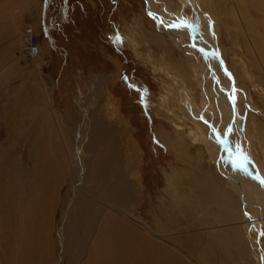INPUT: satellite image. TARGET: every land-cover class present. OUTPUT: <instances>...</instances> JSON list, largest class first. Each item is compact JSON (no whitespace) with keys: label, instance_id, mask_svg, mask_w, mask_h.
<instances>
[{"label":"rangeland","instance_id":"rangeland-1","mask_svg":"<svg viewBox=\"0 0 264 264\" xmlns=\"http://www.w3.org/2000/svg\"><path fill=\"white\" fill-rule=\"evenodd\" d=\"M3 1L5 5L1 7H5L0 10V152L9 158L14 171L22 176L32 174L33 162L25 139L35 128L40 101L38 88L45 86L53 110L67 127L74 128L82 125L84 117L80 107L87 108V100L91 98L88 90L91 77L103 76V96L99 101L110 100L116 105L121 126L118 139L124 141L127 137L135 151L137 186L135 200L128 210L137 222L124 220L120 211H111L116 217L108 210L99 211V226L97 222L94 237L78 242L77 226L81 216L80 210L73 215L70 213L71 202L67 198L74 197L69 188L73 176L67 172L63 185L53 188V197L59 202L51 207L49 214L47 210L43 213L47 219L38 214L35 221L27 223L21 237L8 238V233L2 230L0 264H261L260 253L254 258L251 251L256 243L264 252V225L250 234L253 246L241 249L230 230L237 225L234 221L224 223L215 217L211 223L207 208L202 207L200 211L192 208L189 214L182 207L184 204L181 205L182 193L194 202L197 198L201 202L205 199L198 182L205 184L208 176L217 178L220 187H225L218 180L214 163L220 153L217 137L206 122L193 119L183 103L187 99L201 111L211 110L209 119L214 126L220 125L216 106L204 104L195 72L194 59L198 58L204 68L202 79L213 84L204 54L191 51L186 37L182 41L187 51L184 52L183 46L180 48L174 39L161 33L155 20L145 12L144 3L149 9L150 0H41L37 12L30 11L28 4H19V0ZM160 1L170 13L189 22L195 23L197 19L203 22L208 15L210 42L218 49L214 52H220L228 69L227 81L232 79L235 86L238 109H233L231 126L234 127L237 119L235 128L240 135H234V148L240 146L237 140L240 137L241 149L251 154L264 173V57L256 45V51L252 49L251 42L255 44L256 38L264 42V0H201L200 6L197 0ZM32 28L33 33H28ZM189 53L194 58L187 55ZM35 63L39 65L38 71L33 68ZM163 63L189 93L184 92L180 82L176 84L171 77L153 69H166ZM26 79L32 83L22 88ZM161 102L169 111L166 113L169 119L162 116L163 110L157 107ZM13 117L20 129H24L21 122L27 128L21 137L13 133ZM161 131L168 139L166 145L159 138ZM66 136L64 140L70 151L73 143ZM64 149L62 146L58 150L64 154ZM229 162L233 175L241 177L244 172L236 166L238 162ZM55 173H59L58 168ZM238 183L243 209L238 226L244 231V223L250 226L261 223L263 211L258 207L263 199L259 201L256 193L244 183ZM245 198L251 205L245 204ZM208 207L218 208L212 202ZM16 208L17 205L12 204L10 228L17 225ZM141 224L147 225L154 236H145ZM66 225L72 231L70 234ZM160 225L164 229L161 239L156 238ZM209 234L220 237L224 248L219 250L220 244ZM183 248L192 254L193 261L186 258L188 252H179Z\"/></svg>","mask_w":264,"mask_h":264},{"label":"bare ground","instance_id":"bare-ground-1","mask_svg":"<svg viewBox=\"0 0 264 264\" xmlns=\"http://www.w3.org/2000/svg\"><path fill=\"white\" fill-rule=\"evenodd\" d=\"M20 3L28 4L27 6L31 11L37 12L41 0H19V4ZM196 3L200 6L201 0H197ZM144 4L146 6V14L150 15L151 13L150 17L155 20L156 25L158 26L157 28L161 33H164L166 36H168L169 33H174V30L176 29L182 30L183 34L180 35L179 38L183 37L184 33H187L189 37H191V41H194V43L189 46L190 50H198L204 54V61L211 74L210 76L213 80V84H210V81H207L204 78L202 79L204 76V68L199 63L198 58H195V72L199 78L198 84L203 93L204 104L206 106H209L211 103L214 104L217 108L218 116L220 117L221 121L219 126H214L212 121L209 119L211 110L206 112L204 110L201 111V108L198 109L195 106H192V104L187 99L183 101V103H185V109L191 115V117L193 119H200L202 122H206L208 127H210L212 132L217 137V149L220 153L219 157L214 160V163H216V172L219 173V175H217L218 180L222 181L225 184V187L223 185L221 188L219 185L220 183H217V178L215 179L213 176L211 178L209 176L206 177L207 179H205V184H202V182L198 180L199 182H197L199 183V190L203 189L201 193L203 196H205V199H203L201 202L200 199L197 198L196 202H194L193 199L191 200L187 198L185 194L182 193L183 201L181 205H185H182V207L188 211L189 214L192 213V208L193 211H200L202 207L203 209L207 208V212H209L208 216L212 217V219H210L211 223H214L216 218L223 220L224 223H232L231 221H234L237 225H235L236 227L233 229L231 228L230 230H233L232 232L234 239L237 242L236 244L239 245L241 249H246L247 246L252 247L253 244L250 242L252 241L250 234L252 231L257 230L258 228L260 229V226L264 225V186H262L257 179V177L264 178V173L260 167L256 166L251 154L241 149L240 137L237 139L240 146L234 148V135L236 137L240 135L237 127L235 128V126H237V119H235L234 127L231 126L233 122V109H238L234 92L235 86L233 85L232 79L227 81L229 74L228 69L223 64L220 52H214V50L218 49H216L210 42L207 26L209 22L207 18L208 15L205 14L207 16L203 21L204 23L200 22L199 19L193 23L187 21L180 15L170 13L160 0H150L148 4L149 9H147V3L145 2ZM239 5L240 4L238 3V6ZM196 14H199L198 11H196ZM185 22L189 25V27H170L172 24H180ZM234 24H238V22H235ZM33 31L34 28H32L28 33H33ZM259 41L258 38L254 40L255 44L253 41H251L253 44L252 49L255 50L257 47L259 49L258 51L260 55L264 57V42L262 40ZM184 52L187 51L184 49ZM187 55L194 58L193 54L191 53ZM163 64H165L164 67L166 69H158L156 67L153 69L155 71L162 72L165 76L171 77L176 84L177 82L181 83V80H179L178 77L171 74L172 70L167 67V64ZM33 68L38 71L39 65L35 63ZM229 77L231 76L229 75ZM91 78L92 79L90 80V85L88 87V90L91 91V98H88L87 100V108L80 107V112L84 117L82 125L75 126L74 128L67 127L65 125L62 117L51 107V102L48 98L45 86L41 87L39 85L40 87L38 88V94L40 96V101L37 103L38 113L35 120L33 119L35 121V128L32 131L31 136L25 139L30 147L28 153L33 162L32 174L22 176V174L18 173L17 170L14 171L12 166L9 164V158L7 159L6 155L0 152V233L2 230L6 231L8 233V238L23 236L26 231V225L30 220L35 221L37 219V215L43 214L46 210L48 211V214L52 211L51 207H53V205L55 206L59 202L58 198L53 197V188L65 182L64 174L67 172H71L73 176L69 188H71L74 197L67 198L65 196V198L71 202L70 213L73 215L74 213L79 212V210L81 212V214L79 212L81 218L77 226L78 242L85 239L90 241V239L94 237L96 234L94 229L97 227L99 211H120V215L124 220L132 224L133 222H137L136 219L133 218L131 212L128 210V207L135 200V188L137 186V182L135 180V151L131 148L129 139L127 137L123 139L124 141H119L118 139V135L121 132V126L118 124L119 118L115 111L116 105H114V103H112L110 100L106 102L104 101L102 103L99 101L103 96L102 94L105 78L101 75H96ZM31 83L32 81L26 79V81L23 82L22 88H26ZM41 84L43 85L42 82ZM33 86L36 87L35 84ZM181 86L182 89L183 87L185 88L183 84ZM185 90L186 91L184 92L187 93L188 90L186 88ZM163 104L161 102L157 105V107L159 110L161 109L165 113H163L162 116L168 118L166 113H169V111L166 110V107H164ZM16 122L17 121L15 120V117H13V133L21 137L22 131H26L27 128L25 123L21 122V127L24 129H20ZM175 125L181 128V125ZM229 128L231 129L230 132L228 131ZM219 129L221 132H219ZM66 135H68V137ZM65 136L67 138L70 137L72 140L73 145L71 146L70 151L67 150L69 145L64 140ZM159 138L163 144H168V139L163 131L159 132ZM62 146L65 148L64 154L58 150L59 147L62 148ZM59 155H62L61 158L58 157ZM245 155L247 156L246 161L244 160ZM239 159L245 165L246 170L241 168L244 174L241 177L236 178V176L233 175L234 169L232 168L231 162L229 161L235 160L238 162ZM72 160L75 161L74 165L71 164ZM55 168H58V174H53ZM189 176L191 178L190 174ZM189 176L188 179H190ZM185 178H187V176ZM20 179H22L21 182ZM237 182H242V184L244 183L247 188L256 193L259 201L260 199H263L261 202H259L260 207H258L263 211V214L260 213L263 216L261 223L259 222L258 224H252L251 226L250 224L244 223V231H242L241 227L238 226L240 219L243 218V209L240 199L241 193L239 192V188L236 186L239 185V183L236 184ZM245 194L246 193H244V196ZM189 195L191 196V194ZM249 196L251 197V195ZM194 197H196V195ZM211 202L212 204L214 203L217 205L218 208L216 209V207H208ZM244 202L245 204L251 205V201L246 198L244 199ZM206 203H208V206L204 207ZM12 204L17 205L15 211L17 212V225L19 227L14 225L15 227L10 228L11 225L8 223V220L9 216H12ZM22 207H24L23 210ZM215 210L217 211L215 212ZM203 214L205 215V212ZM113 216L116 217V214ZM44 219L47 218L45 217ZM64 222L66 221L63 220V223ZM143 226L145 228L142 229L144 235L153 237L154 235L149 231V229L146 228L147 225ZM63 227L64 225L62 228ZM161 227L162 226L160 225V234L156 236V238L159 239L163 238V234L161 233L164 229H161ZM65 228H67L69 234L72 232L69 230L67 225ZM48 230H50V228H48ZM209 236L218 241L217 243L220 244L218 246L219 250L224 248L221 246V244H223V240H221L220 237L219 239L214 234H209ZM60 240L64 242L61 236ZM254 245H256V247H253L254 249L251 251L252 256L255 258L259 252L261 264H264V252L259 250V247L256 243ZM112 249L114 248L112 247ZM183 250L188 252V249L186 248H183L179 252L182 253ZM206 250L209 251L210 254L212 253L210 249L206 248ZM185 256L190 261L193 259L192 254L189 255V252L185 253Z\"/></svg>","mask_w":264,"mask_h":264},{"label":"flooded vegetation","instance_id":"flooded-vegetation-1","mask_svg":"<svg viewBox=\"0 0 264 264\" xmlns=\"http://www.w3.org/2000/svg\"><path fill=\"white\" fill-rule=\"evenodd\" d=\"M171 33H173V32H171ZM177 33H179V34H177ZM182 34H183L182 30L176 29V30H174V33L172 35H170V33H169L168 38L174 39L176 45L180 46V48H182V46H183L182 41L185 37L188 38V40H189V46L194 43V41H191L192 39H191V37H189V35L187 33H184L183 37L179 38V36ZM183 49H184V46H183ZM183 49H181V50L184 51Z\"/></svg>","mask_w":264,"mask_h":264},{"label":"snow or ice","instance_id":"snow-or-ice-1","mask_svg":"<svg viewBox=\"0 0 264 264\" xmlns=\"http://www.w3.org/2000/svg\"><path fill=\"white\" fill-rule=\"evenodd\" d=\"M150 15H151V13H150ZM170 27H185V28H187V27H189V25L185 22V23H180V24H172V25H170ZM228 131L230 132L231 129L229 128ZM244 160L245 161L247 160V156L246 155L244 156ZM236 166L246 170L245 165L243 163H239ZM257 179L259 180L260 184L262 186H264V178L257 177ZM262 234H264V233H262Z\"/></svg>","mask_w":264,"mask_h":264},{"label":"crops","instance_id":"crops-1","mask_svg":"<svg viewBox=\"0 0 264 264\" xmlns=\"http://www.w3.org/2000/svg\"><path fill=\"white\" fill-rule=\"evenodd\" d=\"M2 4H4V1L3 0H0V10L3 9L5 6L1 7ZM5 5V4H4ZM30 9V8H29ZM31 11V10H30Z\"/></svg>","mask_w":264,"mask_h":264},{"label":"water","instance_id":"water-1","mask_svg":"<svg viewBox=\"0 0 264 264\" xmlns=\"http://www.w3.org/2000/svg\"><path fill=\"white\" fill-rule=\"evenodd\" d=\"M238 162H239V163H242V161H241L240 159L238 160Z\"/></svg>","mask_w":264,"mask_h":264}]
</instances>
